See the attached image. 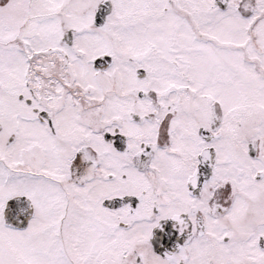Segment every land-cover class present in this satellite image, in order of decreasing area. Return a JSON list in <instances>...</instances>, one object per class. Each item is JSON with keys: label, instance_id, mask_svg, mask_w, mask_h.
I'll list each match as a JSON object with an SVG mask.
<instances>
[{"label": "snow or ice", "instance_id": "1", "mask_svg": "<svg viewBox=\"0 0 264 264\" xmlns=\"http://www.w3.org/2000/svg\"><path fill=\"white\" fill-rule=\"evenodd\" d=\"M0 264H264V0H0Z\"/></svg>", "mask_w": 264, "mask_h": 264}]
</instances>
